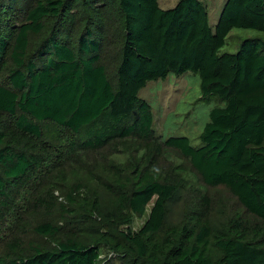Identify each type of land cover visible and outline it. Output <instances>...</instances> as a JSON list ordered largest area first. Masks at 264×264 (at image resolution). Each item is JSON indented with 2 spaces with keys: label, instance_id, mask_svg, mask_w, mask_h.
Returning a JSON list of instances; mask_svg holds the SVG:
<instances>
[{
  "label": "trees",
  "instance_id": "16d2710c",
  "mask_svg": "<svg viewBox=\"0 0 264 264\" xmlns=\"http://www.w3.org/2000/svg\"><path fill=\"white\" fill-rule=\"evenodd\" d=\"M114 2L124 44L111 74ZM213 28L201 0H180L168 10L159 0H0V217L59 136L70 165L81 163L70 174L82 172L83 181L65 169L54 172L49 188L37 187L33 211L54 210L56 184L69 186L68 204L88 217H108L98 199L104 190L120 225L130 224L128 213L144 216L155 200L141 230L116 243L133 257L125 264H264V40L246 39L237 53H220L234 29L264 32V0H226ZM188 72L200 76L204 98L223 104L211 110L199 147L187 137L156 136L152 107L139 96L149 82ZM112 155L126 160L111 164ZM191 180L203 194L187 223L166 227L169 203ZM92 183L96 189L85 194ZM222 192L237 210L217 231L211 209ZM18 227L20 235L28 231V224ZM35 230L61 234L49 222ZM24 246L17 237L0 264L101 262L98 244L73 233L52 251Z\"/></svg>",
  "mask_w": 264,
  "mask_h": 264
},
{
  "label": "rangeland",
  "instance_id": "374dc122",
  "mask_svg": "<svg viewBox=\"0 0 264 264\" xmlns=\"http://www.w3.org/2000/svg\"><path fill=\"white\" fill-rule=\"evenodd\" d=\"M180 0H159L160 7L164 10L174 8ZM207 8L209 14L210 25L216 26L222 7L226 0H201ZM117 2H114L112 16L117 22L108 33L109 46L106 52L110 53L111 58L108 60L111 74H115L119 62V50L124 44V20L119 11ZM81 8V7H80ZM83 13V11H81ZM79 12V14H82ZM99 14V13H98ZM101 13L100 15H104ZM110 14V12H109ZM22 18L24 16L22 15ZM53 20L49 21V27H52ZM215 29V28H213ZM48 33L37 36L33 39L32 48L40 45ZM108 37V38H109ZM246 39H263L264 32L252 29H234L227 38L226 45L221 50V54L237 53L242 42ZM108 42V41H107ZM34 46V47H33ZM35 50V49H34ZM140 98L146 100L153 111V129L155 135L168 139L170 137H187L191 144L195 147L201 145L200 135L203 133L207 123L210 120V112L217 106L223 104L218 99L204 98L201 90L200 76L188 72L182 76L170 75L166 80L149 82L147 87L139 93ZM55 136L52 139V145H46L45 150L40 152L41 160L38 164L36 173L29 177L27 186H23L14 191L12 195L11 206L5 210L0 217V255L7 254L9 244L15 241L17 237L21 238L25 252H31L33 247L40 248L42 251H52L57 247V243L65 241L67 233H73L77 239L87 242L89 245H97L101 249L100 264H125L133 260V257L126 250H121L116 243L122 242L123 234L137 233L148 220L149 213L154 205V201L150 203L146 209V214L142 217L133 213H128L130 217L129 225H120L119 221L111 214L113 208V197L104 190L99 193L98 199L102 205L103 211L108 213L107 218H102L96 214L94 217H88L78 204H68L66 193L69 192V186L57 185L54 188V210L51 213L47 209L32 210V200L37 195V187L47 189L52 185V180H48L54 172L59 169L66 171L68 177L77 180L82 179V172L78 177H73L70 173L74 171L78 165H81L76 158L74 166L70 165L67 160L71 159L68 149L60 147ZM47 143V144H51ZM66 155L64 156V154ZM111 164L118 161H125V157L111 156ZM77 164V165H76ZM167 165V164H165ZM123 178H128L126 173ZM187 186L175 194L168 206V216L166 227H172L184 222H188L187 215L195 208V200L198 195H202L200 182L197 180L189 181ZM96 183H92L90 187H86L88 194L96 189ZM89 188V189H88ZM223 190V189H222ZM93 197L95 195H89ZM30 205V206H29ZM66 206L68 212L63 211ZM237 210L235 201L228 193H217L213 197V206L211 220L217 231H222L223 226L228 222L233 211ZM89 218V220L87 219ZM20 222V223H19ZM51 223L61 230L55 238H50L38 234L35 228L44 223ZM19 223V224H18ZM28 224V231L20 235V227L18 225ZM104 234V240L99 238ZM7 243V244H6ZM6 244V245H5ZM5 245V246H4ZM127 252V253H126Z\"/></svg>",
  "mask_w": 264,
  "mask_h": 264
}]
</instances>
